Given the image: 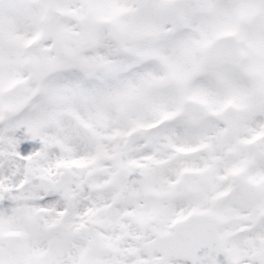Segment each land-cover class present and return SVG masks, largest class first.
<instances>
[{"label":"snow or ice","instance_id":"snow-or-ice-1","mask_svg":"<svg viewBox=\"0 0 264 264\" xmlns=\"http://www.w3.org/2000/svg\"><path fill=\"white\" fill-rule=\"evenodd\" d=\"M0 264H264V0H0Z\"/></svg>","mask_w":264,"mask_h":264}]
</instances>
